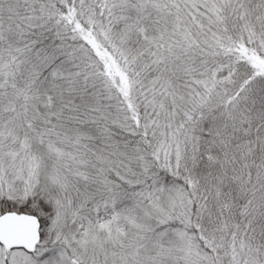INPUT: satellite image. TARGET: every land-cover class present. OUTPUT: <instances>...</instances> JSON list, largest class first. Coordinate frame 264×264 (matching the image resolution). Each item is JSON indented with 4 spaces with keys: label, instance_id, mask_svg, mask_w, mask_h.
<instances>
[{
    "label": "snow or ice",
    "instance_id": "1",
    "mask_svg": "<svg viewBox=\"0 0 264 264\" xmlns=\"http://www.w3.org/2000/svg\"><path fill=\"white\" fill-rule=\"evenodd\" d=\"M0 264H264V0H0Z\"/></svg>",
    "mask_w": 264,
    "mask_h": 264
}]
</instances>
